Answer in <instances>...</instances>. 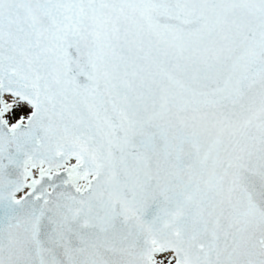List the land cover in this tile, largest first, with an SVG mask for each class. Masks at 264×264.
I'll return each instance as SVG.
<instances>
[{"label":"snow or ice","instance_id":"1","mask_svg":"<svg viewBox=\"0 0 264 264\" xmlns=\"http://www.w3.org/2000/svg\"><path fill=\"white\" fill-rule=\"evenodd\" d=\"M0 264H264V0H0Z\"/></svg>","mask_w":264,"mask_h":264}]
</instances>
